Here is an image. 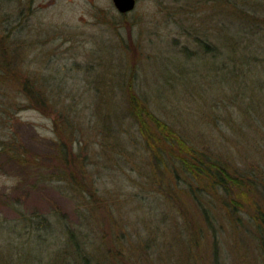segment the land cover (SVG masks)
<instances>
[{
  "label": "rangeland",
  "instance_id": "rangeland-1",
  "mask_svg": "<svg viewBox=\"0 0 264 264\" xmlns=\"http://www.w3.org/2000/svg\"><path fill=\"white\" fill-rule=\"evenodd\" d=\"M226 2L225 12L219 0H136L132 12L121 14L113 0H0V248L6 260L73 264L58 253L68 250L69 231L79 228L77 210H89L77 178L105 199L91 209L109 241L121 223L131 233L125 242L153 237L150 228L157 234L156 222L170 215L162 197L176 190L164 177L161 186L148 184L149 153L126 111L129 93L192 146L264 173V74L252 61L249 77L234 80L231 62L221 68V58L205 51L206 44L219 50L239 31ZM219 208L214 213L223 219ZM26 218L34 224L20 221ZM242 218L243 224L224 219V264H264L248 217ZM38 219L53 228L40 241ZM164 230L154 251L170 242ZM181 252L165 259L152 252L144 261L182 264Z\"/></svg>",
  "mask_w": 264,
  "mask_h": 264
},
{
  "label": "trees",
  "instance_id": "trees-1",
  "mask_svg": "<svg viewBox=\"0 0 264 264\" xmlns=\"http://www.w3.org/2000/svg\"><path fill=\"white\" fill-rule=\"evenodd\" d=\"M226 3V0H219L220 9L225 12ZM230 3L231 11L228 12L231 13L239 31H235L232 38L229 36L225 39L219 50L206 44L205 51L208 54L214 52L216 57L221 58V68L223 64L231 62L233 68L230 75L233 74L234 80L244 82L243 78L249 77L247 73L250 71L245 70L246 65H250L252 61L255 62V67L261 68L259 73L264 74V16L258 15L261 10L260 5L263 6L264 12V0H230ZM230 27L234 26L230 25ZM225 48L231 50V53L227 55ZM227 71L228 69L222 74L224 77L229 76ZM126 111L138 126L140 137L149 153L148 184L154 188L155 185L161 186L163 183L161 179L164 177L172 186L170 187L177 191L175 195L177 193L179 197L165 196L163 193L162 198H166L170 215L164 214L162 220L156 222L157 234L151 233L150 228L149 233L154 238H138L137 241H130L128 238L125 242V237L131 238V233H128L126 225L121 223L117 230L111 232L113 237L109 241V237H106L109 234L103 235V232L97 229L100 226L94 225V221L98 222V220L91 209L106 204L105 199H102L98 191L86 183L85 179L77 178L75 179L77 191L82 195L87 193V196H84L89 210L81 208L77 210L79 228H75L74 232L69 231L68 250L58 254L67 259L73 257V264H150L144 259H153L152 252H155L157 258L165 259L167 255L173 253L182 255L181 251H186V254L183 253L185 259L182 264H224L225 239L221 237L224 234V219L229 216L235 223L239 221L243 224L242 215H247L249 230L255 234L258 241L256 246L260 244V254L264 258V173L258 169L252 172L244 170L234 165L230 157H223L214 154L212 150L192 146L179 132L150 113L145 102L134 94L129 93L126 98ZM242 135L244 140H248L245 132ZM126 144L127 142H123V145ZM81 173L87 174L83 169ZM179 198L187 208L179 204ZM219 205L224 213L223 219L217 218L214 213ZM157 213L152 217L153 226ZM168 216L171 219L168 222L169 226L163 228L161 224L169 218ZM20 221L31 220L26 218ZM31 223L34 224V220ZM37 223L42 225L41 230L37 229L39 232L36 234L40 241L44 238V229L53 228L50 223L46 225V221L38 219ZM2 224L6 225V223ZM164 229H168L166 234H170V242L160 245L162 251L158 247L154 251L158 233ZM27 234L31 236L29 231ZM129 242L130 246L127 244ZM176 243L180 244L181 248L175 247ZM133 246L139 248L137 255L133 254L135 249ZM85 249L88 250L87 253ZM1 250L0 248V264L6 262L17 264L20 261V258L14 260L11 257L6 260L7 257ZM25 260L27 264H35L30 256ZM36 260L40 264H45L42 258Z\"/></svg>",
  "mask_w": 264,
  "mask_h": 264
},
{
  "label": "water",
  "instance_id": "water-1",
  "mask_svg": "<svg viewBox=\"0 0 264 264\" xmlns=\"http://www.w3.org/2000/svg\"><path fill=\"white\" fill-rule=\"evenodd\" d=\"M117 10L121 14L132 12L136 7V0H113Z\"/></svg>",
  "mask_w": 264,
  "mask_h": 264
}]
</instances>
